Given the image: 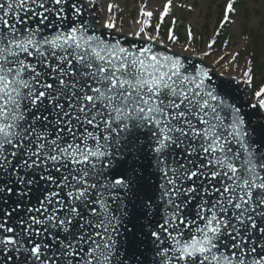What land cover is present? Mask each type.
<instances>
[{
  "label": "snow or ice",
  "instance_id": "snow-or-ice-1",
  "mask_svg": "<svg viewBox=\"0 0 264 264\" xmlns=\"http://www.w3.org/2000/svg\"><path fill=\"white\" fill-rule=\"evenodd\" d=\"M237 4L178 54L173 0L130 33L111 3L0 0V264H264V84L237 103L254 59L206 63Z\"/></svg>",
  "mask_w": 264,
  "mask_h": 264
},
{
  "label": "rangeland",
  "instance_id": "rangeland-1",
  "mask_svg": "<svg viewBox=\"0 0 264 264\" xmlns=\"http://www.w3.org/2000/svg\"><path fill=\"white\" fill-rule=\"evenodd\" d=\"M166 0H96V9L94 10L98 18L103 22L108 13L107 5L114 4L113 15L117 18L120 27L129 28V25L134 21L135 16L139 13L140 6L147 4V10L153 11V24L156 23L159 12L163 10V4ZM227 0H173V8L169 17L165 18V23L162 26L163 35L166 39L167 30L171 27V19L175 17L177 25L174 29V34L178 36L179 42L173 46L176 52H181L182 45L185 44L186 28L191 25L195 33V40L193 47L198 50H205L207 41L211 38L215 28L218 27L219 20L223 16V8ZM185 5V7H181ZM188 7L193 10L189 11ZM237 8L239 15L233 17L236 20L235 24L226 25L222 31L223 40L221 48H216L211 58L206 60L207 63L212 65L213 60L218 59L219 56L227 58L230 53L239 51L238 65L245 61L249 52L253 49L254 36L264 38V0H238ZM248 36L249 39L245 40L244 37ZM227 41V47H224ZM188 55V53H185ZM264 60V54L260 55V63ZM262 64V63H261ZM217 73L224 70L217 67ZM237 67H233L226 71L227 76H236L230 74L236 73ZM244 87V86H243ZM245 88V87H244ZM247 95L251 98V91L247 89Z\"/></svg>",
  "mask_w": 264,
  "mask_h": 264
},
{
  "label": "trees",
  "instance_id": "trees-1",
  "mask_svg": "<svg viewBox=\"0 0 264 264\" xmlns=\"http://www.w3.org/2000/svg\"><path fill=\"white\" fill-rule=\"evenodd\" d=\"M253 38H254L253 49L249 52V54L252 53V55H248L247 57V59H254V63L256 67L254 85L252 88H248L250 89L251 92H253L255 88L264 84V70H262V64L259 61L260 55L264 54V38L260 36H254ZM222 40H223V35L217 38V44L215 45L217 49L221 48ZM244 63L245 61L241 63L240 68L243 67ZM238 73H239V69L236 71V73L234 72L232 73V71L230 72V74L232 75L234 74L236 76H238Z\"/></svg>",
  "mask_w": 264,
  "mask_h": 264
},
{
  "label": "water",
  "instance_id": "water-1",
  "mask_svg": "<svg viewBox=\"0 0 264 264\" xmlns=\"http://www.w3.org/2000/svg\"><path fill=\"white\" fill-rule=\"evenodd\" d=\"M177 53L179 54V52H177ZM184 55H186V54H184ZM193 60L195 61V58H193ZM209 65H211V64H209ZM237 87L239 88V91H234L233 92V95L238 97L237 103L244 102L245 104H247V100L250 97H248L246 90L244 89V87L242 85L241 86L233 85L234 89L237 88ZM244 111L245 112H250V113H255L254 115H251V122H252L253 126L257 125L260 122H264V113L255 112V110L250 109L248 107H245ZM253 135H255V134H253ZM141 222H143V221H141Z\"/></svg>",
  "mask_w": 264,
  "mask_h": 264
},
{
  "label": "bare ground",
  "instance_id": "bare-ground-1",
  "mask_svg": "<svg viewBox=\"0 0 264 264\" xmlns=\"http://www.w3.org/2000/svg\"><path fill=\"white\" fill-rule=\"evenodd\" d=\"M108 16V15H107ZM139 17V13L135 16V19L134 21L129 25V28H126V27H122L123 30H124V33H130L131 31H133L137 25H136V21ZM107 18V17H106ZM189 55V54H188ZM193 58H195L194 54L192 55Z\"/></svg>",
  "mask_w": 264,
  "mask_h": 264
}]
</instances>
